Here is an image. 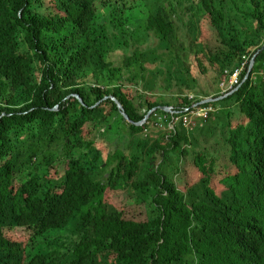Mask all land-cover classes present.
<instances>
[{"label": "trees", "instance_id": "16d2710c", "mask_svg": "<svg viewBox=\"0 0 264 264\" xmlns=\"http://www.w3.org/2000/svg\"><path fill=\"white\" fill-rule=\"evenodd\" d=\"M263 46L264 0H0V264H264Z\"/></svg>", "mask_w": 264, "mask_h": 264}, {"label": "rangeland", "instance_id": "374dc122", "mask_svg": "<svg viewBox=\"0 0 264 264\" xmlns=\"http://www.w3.org/2000/svg\"><path fill=\"white\" fill-rule=\"evenodd\" d=\"M46 5L48 7H50V3H48L47 1H46ZM214 34H215V32L211 28L209 21H207L204 24V33L202 36V42H204L205 45L208 46L209 48H214L216 46ZM211 76H213V73H211ZM201 83L205 89H208L209 92H214L213 87L210 86L211 80H207V77L201 78ZM226 87H227V84H225L223 86V89H226ZM221 88H222V86H221ZM219 91H220V85H219ZM130 92L135 94L134 90H130ZM221 93H223V92L221 91ZM167 97H169V96L167 95ZM214 109H216V111L220 110L217 107H215ZM205 115H206V113H205ZM225 118H226L225 113H223V114L221 113V120L224 121ZM158 119H159V117H158ZM245 119L246 118L243 114L235 112L233 117H232V124H234V125L241 124L245 121ZM159 121H160V119H159ZM183 121H184V126L190 131H193L195 129L194 124H199V127H202L201 128L202 132L209 133V131H210V127H211L210 122H208V123L200 122L199 118L196 117L195 115L193 117L190 116V117L184 118ZM170 129H172V125L165 127L161 124L154 123V127L151 130L147 131V133L150 136H153V138H155L156 132H160V133L168 132ZM194 133L199 138L201 144L203 145L204 144V137L199 136L198 131H194ZM208 142H210V141H208ZM196 149H200V147L196 146ZM191 152L192 153L187 156L188 158L183 160L184 162L182 161V163H181V169H182L181 173H179V174L175 173V175L173 177V179L176 180V185H177L178 189H182L186 183L193 182L196 179V176H197L196 171L192 165L191 160L189 159L190 156H192L194 154L193 148L191 149ZM214 169H215V172L211 173V175H212V184L211 185L214 189H218L220 187L221 179H223L224 177H226L230 174H234L236 172L235 167L230 163L229 155L226 154L225 152L222 154L221 160H216L214 162ZM184 173L189 174V176L187 177L186 180L183 178ZM180 178H182L183 181H179ZM133 195L134 194L130 192V189H126L125 192L124 191L122 192V196L130 204L133 203V201H134ZM125 215L129 219H134V220H138V221L146 220V217H147L144 207L140 206V205H135V204L126 209Z\"/></svg>", "mask_w": 264, "mask_h": 264}, {"label": "water", "instance_id": "95a60500", "mask_svg": "<svg viewBox=\"0 0 264 264\" xmlns=\"http://www.w3.org/2000/svg\"><path fill=\"white\" fill-rule=\"evenodd\" d=\"M263 49H264V46H263ZM254 58H255V57H254ZM254 58H253V60L251 61V65H250L249 71H248V73H247V75H246V79L249 77L250 72H251V69L253 68V65H254ZM239 87H240V86H239ZM239 87H238L235 91H237V90L239 89ZM235 91H234V92H235ZM75 97L78 98L77 95H75ZM80 101L82 102L81 99H80ZM115 101L117 102L119 108L122 110V113H123V116L125 117V119H126L127 121H130V122H131V120L129 119L128 115L123 111L124 108H123L122 104H121L119 101H117V100H115ZM212 101H214V100H213V99H205V100L202 101L201 103H209V102H212ZM162 110H164V111H166V112H171V108H170V107H162ZM152 112H153V111H152ZM152 112L150 111V112L147 114V116L144 118V120H143L142 122H140V123H136V125H140L141 123L145 122V121L148 119L149 115H150Z\"/></svg>", "mask_w": 264, "mask_h": 264}, {"label": "built area", "instance_id": "2783aa9c", "mask_svg": "<svg viewBox=\"0 0 264 264\" xmlns=\"http://www.w3.org/2000/svg\"><path fill=\"white\" fill-rule=\"evenodd\" d=\"M237 76H238V73H236V74L233 76V78H232V80H231V87H232L234 84L237 83Z\"/></svg>", "mask_w": 264, "mask_h": 264}]
</instances>
